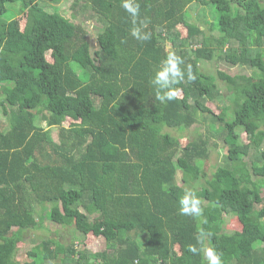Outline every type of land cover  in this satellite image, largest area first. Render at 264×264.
Returning <instances> with one entry per match:
<instances>
[{
	"label": "trees",
	"instance_id": "obj_1",
	"mask_svg": "<svg viewBox=\"0 0 264 264\" xmlns=\"http://www.w3.org/2000/svg\"><path fill=\"white\" fill-rule=\"evenodd\" d=\"M128 2L136 15L125 0H72L99 24L92 49L82 23L39 0H0V264H210V250L221 264H264V0ZM192 3L216 11L218 35L202 29L214 30L206 19L188 22ZM170 53L184 78L161 102L150 81ZM221 60L261 80L229 74ZM203 61L218 70L202 71ZM218 79L222 116L207 105L221 95ZM198 113L207 133L181 145L171 130ZM216 136L227 154L203 176ZM194 200L199 214H182ZM224 214L241 229L223 232ZM45 217L71 239L45 237L19 259ZM77 234L102 237L105 248L90 251Z\"/></svg>",
	"mask_w": 264,
	"mask_h": 264
},
{
	"label": "rangeland",
	"instance_id": "obj_2",
	"mask_svg": "<svg viewBox=\"0 0 264 264\" xmlns=\"http://www.w3.org/2000/svg\"><path fill=\"white\" fill-rule=\"evenodd\" d=\"M39 1L40 3H42L46 10H56L62 15L72 18L73 21L77 23H82L83 27L87 31V38L90 41L92 49L95 48L96 35L99 28V24L95 19H93L94 17L92 16L91 12L90 14L86 12H76L74 9L71 8L72 0H56L54 2H50L48 0ZM211 9L212 8H210L209 6L201 5L199 3H192L186 8V19L188 20V22L196 24L198 23L200 25L201 23L199 21L201 19H206L212 23V28L214 30L209 29L206 25H203L202 29L206 30L207 35H218L219 29L217 28V25H214L218 17L216 16V11ZM14 17H16V19H19L20 16H17L15 14ZM200 67L204 72L213 73L214 71L218 70L217 65L214 63V61H203L201 62ZM218 67L219 69H222L232 75L244 73L248 75L253 81L261 80V75H259L255 70L247 67L230 66L224 63L222 60L220 61V65ZM79 76L81 79L84 80L88 77V73L84 69H79ZM217 84L221 91V95L218 96L216 101L214 102L208 101L207 105L213 113L222 116L226 112L224 99L227 95V91L224 84L219 79L217 80ZM202 116L203 115L201 113H198L196 122L192 124L189 128H185L182 131L171 130L175 136H178L181 145L186 144L187 141H189L190 139H194L199 134L205 135L207 133L209 119L207 118L206 120V118ZM2 119L4 118L2 117ZM68 121L69 120L67 119L63 124L66 125ZM36 122L41 126H45V123L40 118V115L37 116ZM238 130L242 131L241 129ZM212 131L215 133L214 130ZM241 135L242 139L246 140L245 133L243 131ZM210 141L214 144L209 145V156L208 158L202 161L201 172L203 176H210V173L214 170L215 166L222 165L224 163L225 155L227 154L226 146L223 144L222 138L220 136H216L213 139L211 138ZM254 152L255 151L253 149H250L249 156H252ZM256 154H259V151H257ZM179 179L180 174L178 173L177 180L179 181ZM97 216L98 214L95 215V217ZM220 219L222 221V230L225 233H230L234 229L237 231L241 229V225L238 223L236 217H234L233 215L224 214L220 216ZM42 224L44 228L27 231L29 234H26L24 236L25 241L20 243L18 248L17 257L19 259H22L23 257L27 259L28 256L25 253L32 247H36L38 241L45 237H54L55 239H61L65 237L67 240H69V238L71 239L72 231H70L68 228H62L60 225H54L46 217ZM92 237L93 236L91 235L83 236L81 234H77V240H82V242L88 246L90 251H102L105 248L104 239L102 237ZM77 246L81 247V244L79 243ZM260 248L264 249V242L261 244ZM174 251H178L179 253H181V248L177 247V245H174Z\"/></svg>",
	"mask_w": 264,
	"mask_h": 264
},
{
	"label": "clouds",
	"instance_id": "obj_3",
	"mask_svg": "<svg viewBox=\"0 0 264 264\" xmlns=\"http://www.w3.org/2000/svg\"><path fill=\"white\" fill-rule=\"evenodd\" d=\"M123 6L127 11H129L133 15H136L139 11V6H133L131 3L128 2V0H125ZM131 34L139 40L148 39V35L146 33H142L140 28L138 27H134L132 29ZM181 63H183V61L178 56H176L175 53H170L161 62V65H163V67L160 66L152 76L150 82L153 88L155 89L157 99H159L161 102H164L165 100H171L174 97V92L171 91L172 86L178 83L179 81L183 80L184 72L180 68ZM188 78L190 80L194 79V77L191 75L190 70ZM187 203L188 200L186 198L182 199V205H186ZM199 212L200 209L198 207V201L195 200L193 201V207H181L182 214H199ZM190 250L195 251V249ZM208 256L210 259V264H221L219 257L215 255L211 250L208 252Z\"/></svg>",
	"mask_w": 264,
	"mask_h": 264
},
{
	"label": "crops",
	"instance_id": "obj_4",
	"mask_svg": "<svg viewBox=\"0 0 264 264\" xmlns=\"http://www.w3.org/2000/svg\"><path fill=\"white\" fill-rule=\"evenodd\" d=\"M238 221V220H237ZM239 223V222H238ZM240 224V223H239ZM235 230V229H234Z\"/></svg>",
	"mask_w": 264,
	"mask_h": 264
}]
</instances>
